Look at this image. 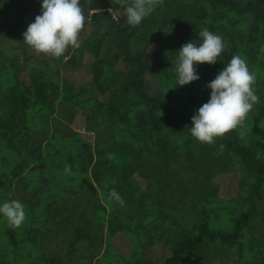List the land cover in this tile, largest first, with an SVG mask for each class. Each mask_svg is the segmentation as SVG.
Listing matches in <instances>:
<instances>
[{"label":"trees","instance_id":"obj_1","mask_svg":"<svg viewBox=\"0 0 264 264\" xmlns=\"http://www.w3.org/2000/svg\"><path fill=\"white\" fill-rule=\"evenodd\" d=\"M151 2L152 14L132 27L126 23L123 7L111 0H79L85 23L79 36L81 46L72 49L74 60L66 59L71 49L59 58L41 60L26 52L24 58L20 48L22 33L40 14L41 0H0V191H13L15 184H9L8 177H18L21 168L10 170L11 162L23 159V165L36 171L45 167H32V162L59 156L57 165L62 166L64 159L84 175L86 184L89 179L96 182L105 194L117 189L127 200L134 201L136 195L143 199L144 207H137L136 198L133 216L142 211L150 220L135 226L146 233L145 252L155 248L163 235L167 239L163 226L169 223L174 243L172 255L163 264H190L206 240L202 264H264V80L257 76L264 72V0ZM215 18H221L217 34L225 45L218 70L233 55L243 58L256 74L253 87L258 101L242 126L209 145L191 137L189 127L196 109L207 102L210 89L206 84L218 70L210 73V65H196L200 79L176 87L174 65L181 45L198 40L197 25L208 26ZM87 54L93 59L88 66L97 80L100 74L104 77L98 96L103 101L95 102L91 114L83 113L86 123L94 121L93 129L86 126L94 141L76 133L68 143L62 126L54 123L52 131L48 125L53 136L42 147L46 137L37 136L35 121L43 117L55 122V108L60 113L68 96L87 88L88 83L78 88L67 77L60 81L59 76L84 67ZM119 63L126 72L116 69ZM24 73L28 83L21 79ZM128 73L132 74L130 81ZM54 140L60 144L50 153ZM115 154L124 155L126 164L120 165ZM222 173L238 175L240 207H231L233 199L226 207H208L206 214L196 207H179L187 201L192 205L201 202L195 180ZM184 175L193 178L183 181ZM104 178L116 181L106 189ZM217 209L229 219L218 228L207 220L209 213L217 216ZM112 223L110 219L109 232L114 235ZM18 230L0 217L1 234L10 237L17 249L21 242ZM17 252L12 251L8 259L0 243V264H19ZM142 254L124 258L130 259L125 264H156ZM38 264L47 262L40 258Z\"/></svg>","mask_w":264,"mask_h":264},{"label":"rangeland","instance_id":"obj_2","mask_svg":"<svg viewBox=\"0 0 264 264\" xmlns=\"http://www.w3.org/2000/svg\"><path fill=\"white\" fill-rule=\"evenodd\" d=\"M205 27L217 34L221 27V18L211 19L208 26L205 24L197 25L199 31ZM199 42L198 33V40L195 44ZM20 48L23 50L24 58L25 52L27 55L31 53L33 58L41 60L52 57L35 52L29 46L23 44V40L20 43ZM261 51L264 52V47ZM73 54L71 49L66 59L74 60ZM222 56L223 54H221ZM92 60V57L87 54L83 60L85 62L84 67L75 72H70L71 69L59 75L60 81L63 82L64 77H67L68 81L78 88L87 83L88 85L82 92L68 96L69 102L68 104L63 102V105L66 106L60 108V113L55 108V112H57V114H54L55 122L53 120L47 121L43 117L35 121L38 125V128L34 130L38 132L37 136L41 138L44 135L46 137V139H43L45 141H42V147L53 136L50 130L54 129V123L62 126L63 132L68 137V143L75 139L76 133L86 136L85 140L88 142L94 141V136H90L86 130V126L93 129L94 121L86 123L84 114H91L94 111L95 102L103 101V97L98 96L101 95L99 91L102 88L101 80L104 77L100 74L99 80H97L92 69L88 66ZM219 65L220 60L214 66L210 65V73L217 71ZM116 69L123 72L127 71L122 63L117 64ZM257 76L258 79L264 80V72H258ZM131 77L132 74L128 73L127 81H130ZM21 79L28 83V77L25 73ZM150 83L152 87H156L155 80L151 79ZM40 127L44 128L40 130ZM51 144L50 153L53 152L55 146L60 144V141L54 140ZM115 155L120 165L126 164L127 160L124 155ZM59 160V156H56V159L43 156L41 159L32 162V167H40V165L45 167L43 170L38 169L36 171H32V168L23 165V159H19L18 163H10L9 169L11 167V169H21L18 172V177H8L9 184L11 182L15 185L11 192L7 189L0 191V202L10 200L12 194V199L19 200L25 206V219L18 226L20 230L17 232V237L21 240L18 249L15 248L10 237L0 232V243L8 253V259L13 256L12 251H18L15 257L19 264H38L40 258L47 264H107L108 262L113 264L116 261L125 264V261L130 259L124 258H130L133 255L140 256L143 253V256L155 261L156 264H163L165 259L172 255L174 241L171 238V229L167 228L169 223L166 222H164L163 231H166L167 239L163 235L160 241L155 242V248L150 247L145 252L146 246H144V243L146 242L143 240L146 238V233H141L135 226L137 224H149L150 220L142 211L133 216L136 198L137 207H144L142 198L136 195L135 200L131 201L119 194L123 203H118L115 199L109 197V193L105 194V189L101 188L96 182L89 179L86 184L84 175L75 168L71 169V165L66 163L64 159L62 166L57 165L56 162ZM66 168L68 169L67 172L65 171ZM53 178L54 181L52 182ZM188 178L193 177L182 176L183 181ZM238 180L237 174L224 175L223 173L209 175L208 180L204 178L197 179L194 183H196L201 194V202L192 205L187 201L186 205L179 207H196L199 212L206 214L208 207H219V205H221L220 207H226L225 203L232 199L231 207H240V202H238L236 196ZM115 181L113 178H104L102 183L105 186L103 187L107 189V186L114 184ZM4 182L6 181L4 180ZM146 196L147 194L143 192L142 197ZM180 214L183 216L185 211L182 209ZM48 217L51 219H47ZM208 217L207 220L216 228L221 227V222L227 223L229 220L227 215L218 209L217 216L209 213ZM110 219L111 223L113 220L111 226L116 229L114 235L109 232ZM130 219L132 223H130ZM2 220L6 222L4 218ZM6 225H8L7 222ZM207 243L208 240L201 246L190 264L203 263L202 258ZM60 254L63 255L65 260ZM64 255L67 257H64ZM96 261L98 262L96 263Z\"/></svg>","mask_w":264,"mask_h":264},{"label":"clouds","instance_id":"obj_3","mask_svg":"<svg viewBox=\"0 0 264 264\" xmlns=\"http://www.w3.org/2000/svg\"><path fill=\"white\" fill-rule=\"evenodd\" d=\"M111 2L123 7L126 23L132 27L140 25L154 10L151 0ZM84 23L85 16L79 0H41L40 14L22 33L23 44L37 53L59 58L69 49L80 48L79 36ZM199 38L198 44L189 41L176 52V87L200 79L196 65H214L221 58L225 45L220 35L205 27L200 30ZM255 81L256 74L249 70L245 60L239 55H233L218 70L215 78L206 84V88L210 89L209 98L191 117V137L199 143L211 145L217 138L242 126L247 114L258 101L253 87ZM260 155L258 151V159ZM109 197L123 203L115 189L110 191ZM0 217L10 227H18L25 219V206L19 200H4L0 202Z\"/></svg>","mask_w":264,"mask_h":264}]
</instances>
